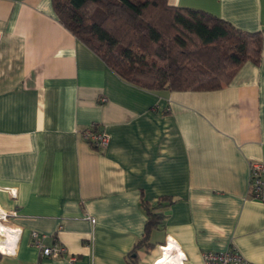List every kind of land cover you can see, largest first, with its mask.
<instances>
[{
    "label": "crops",
    "instance_id": "1",
    "mask_svg": "<svg viewBox=\"0 0 264 264\" xmlns=\"http://www.w3.org/2000/svg\"><path fill=\"white\" fill-rule=\"evenodd\" d=\"M167 1L260 31L259 60L216 89H148L119 77L51 0H0V229L11 233L0 264H160L171 253L203 264L204 250L226 249L264 264V202L248 193L250 162L264 163V0ZM91 124L105 147L81 136ZM145 204L164 216L135 248ZM32 230L66 250L44 255Z\"/></svg>",
    "mask_w": 264,
    "mask_h": 264
},
{
    "label": "trees",
    "instance_id": "2",
    "mask_svg": "<svg viewBox=\"0 0 264 264\" xmlns=\"http://www.w3.org/2000/svg\"><path fill=\"white\" fill-rule=\"evenodd\" d=\"M58 20L121 78L148 89L221 87L246 60L257 62L260 31L167 0H51ZM135 248L148 245L163 213L145 204ZM134 249V248H133Z\"/></svg>",
    "mask_w": 264,
    "mask_h": 264
},
{
    "label": "built area",
    "instance_id": "3",
    "mask_svg": "<svg viewBox=\"0 0 264 264\" xmlns=\"http://www.w3.org/2000/svg\"><path fill=\"white\" fill-rule=\"evenodd\" d=\"M81 136L87 139L95 147H105L109 141V134L103 127L91 124L81 131ZM248 193L254 199L264 202V163L253 160L249 165V188ZM6 213L0 211V218H4ZM91 221H94L91 218ZM31 236L35 245L41 248L46 256H58L66 249L63 245L54 243L52 245H44L42 238L37 231L32 230ZM203 264H251L238 250L226 249L222 251L204 250L201 253ZM72 261L74 256L69 257Z\"/></svg>",
    "mask_w": 264,
    "mask_h": 264
},
{
    "label": "bare ground",
    "instance_id": "4",
    "mask_svg": "<svg viewBox=\"0 0 264 264\" xmlns=\"http://www.w3.org/2000/svg\"><path fill=\"white\" fill-rule=\"evenodd\" d=\"M10 235H11L10 232L4 231V230L2 231L0 229V239L7 238ZM180 263L181 262H180V255H179V253H171L169 255L164 256L160 260V264H180Z\"/></svg>",
    "mask_w": 264,
    "mask_h": 264
}]
</instances>
